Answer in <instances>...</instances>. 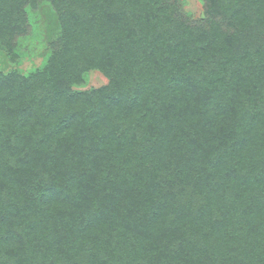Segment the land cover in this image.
Listing matches in <instances>:
<instances>
[{
	"label": "trees",
	"instance_id": "1",
	"mask_svg": "<svg viewBox=\"0 0 264 264\" xmlns=\"http://www.w3.org/2000/svg\"><path fill=\"white\" fill-rule=\"evenodd\" d=\"M45 1L50 63L0 69V264H264V0Z\"/></svg>",
	"mask_w": 264,
	"mask_h": 264
},
{
	"label": "rangeland",
	"instance_id": "2",
	"mask_svg": "<svg viewBox=\"0 0 264 264\" xmlns=\"http://www.w3.org/2000/svg\"><path fill=\"white\" fill-rule=\"evenodd\" d=\"M182 13L188 15L191 20L203 18L202 0H178ZM53 10L51 5L45 0H38L35 6L25 5L27 24L25 31L16 35L14 39L15 47L13 51H5L0 46V69H17L21 73L27 74L30 71L40 70L43 65L50 63L49 57L56 49V36L59 33L58 23L48 17V11ZM52 19V18H51ZM106 82V78L97 70H90L85 74L83 87H97ZM82 86V85H81ZM105 173V172H104ZM239 243L238 240H236ZM256 251L263 252L264 247L256 248ZM257 252V253H258ZM259 257L252 261L246 260L245 264H257Z\"/></svg>",
	"mask_w": 264,
	"mask_h": 264
}]
</instances>
